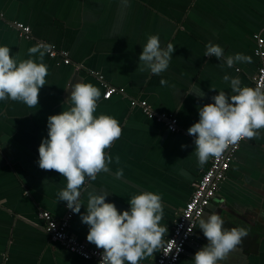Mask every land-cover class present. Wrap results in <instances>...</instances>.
Here are the masks:
<instances>
[{
  "label": "crops",
  "instance_id": "1",
  "mask_svg": "<svg viewBox=\"0 0 264 264\" xmlns=\"http://www.w3.org/2000/svg\"><path fill=\"white\" fill-rule=\"evenodd\" d=\"M0 16V46H8L18 60L39 63V53L28 51L38 41L67 51L71 59L66 65L45 53L48 75L35 107L0 101V264H96L53 241L39 217L41 211L56 218L66 213L67 202L58 200V192L67 181L39 167L38 149L48 135V117L72 106L68 99L77 82L100 89L94 115L116 118L122 135L105 150L112 158L109 171L87 179L80 198L84 207L69 232L98 249L87 240L89 226L81 220L88 192L108 194L106 202L123 213L130 211L133 196L147 191L162 198L165 243L212 159L199 166L195 138L188 134L199 121V107L214 103L212 97L219 91L236 94L225 75L239 77L241 87L253 85L259 65L253 37H264V0H0ZM16 22L30 26L34 40L21 38L12 27ZM152 35L159 36L162 47L172 43L176 48L169 68L160 75L138 68L143 45ZM209 42L221 46L225 57L240 53L250 62L229 68L224 60L204 56ZM104 84L123 93L105 99ZM194 88H201L205 98L187 95ZM132 100L177 118L178 129L170 131L149 119L139 107H131ZM261 133L264 137V130ZM213 212L224 220V229H248L247 237L219 264H264V138L242 143L202 218ZM207 243L198 224L177 264H192ZM159 250L140 264H153Z\"/></svg>",
  "mask_w": 264,
  "mask_h": 264
},
{
  "label": "clouds",
  "instance_id": "2",
  "mask_svg": "<svg viewBox=\"0 0 264 264\" xmlns=\"http://www.w3.org/2000/svg\"><path fill=\"white\" fill-rule=\"evenodd\" d=\"M175 50L172 43L164 48L159 36H150L139 56V70L160 75L169 68ZM28 51L32 55L39 53L40 62L36 59L20 61L8 46H0V101L10 99L28 107L39 104L40 90L46 85L48 75V67L43 63L48 49L37 45ZM204 56L224 60L229 68L236 63L250 62L249 57L240 53L225 57L223 48L211 42L206 45ZM224 80H230L231 91L236 94L219 91L212 97L214 103L198 106L199 121L188 129V134L195 138L194 154L201 167L210 158L220 160L230 145L244 139L264 138L261 133L264 130V89L241 87L239 77L225 75ZM160 83L167 85L163 79ZM70 91L68 102L72 106L69 110L48 117V135L39 146L38 165L66 179V187L58 192V200L66 201L68 209L80 213L84 207L80 198L82 191H86L87 179L95 180L99 173L109 171L112 158L105 150L121 137L122 127L112 116L94 115L101 98L98 87L77 82ZM192 93L201 99L206 96L201 88H194L187 95ZM116 159L118 162L119 158ZM118 174L122 175L123 170ZM107 196L88 192L86 213L81 215L82 222L89 226L87 240L103 250L99 264H140L164 246L168 228L161 223L160 195L147 191L135 195L129 200L130 211L123 213L114 203L106 202ZM223 225L224 220L217 212L199 220V229L208 243L196 252L192 264H219L248 235L244 227L227 230ZM180 250L177 248V256Z\"/></svg>",
  "mask_w": 264,
  "mask_h": 264
},
{
  "label": "built area",
  "instance_id": "3",
  "mask_svg": "<svg viewBox=\"0 0 264 264\" xmlns=\"http://www.w3.org/2000/svg\"><path fill=\"white\" fill-rule=\"evenodd\" d=\"M12 27L17 30L21 38L27 40L33 38L30 26L22 22H16L12 24ZM37 45H42L48 49L46 53L49 58L56 59L60 57L64 64L68 65L71 63L67 51L57 49L45 41H38ZM253 53L259 59V65L253 78L252 88L260 87L264 89V37L260 34H256L253 37ZM104 86L106 87L104 98L105 96L107 97L105 99H110L115 94L123 93L121 88L107 84H104ZM131 107H139L149 119L164 124L170 131L178 129L177 118L167 114L154 113L145 101L132 100ZM244 141L245 139L235 145H230L220 160L211 159L210 165L196 183L190 201L180 212L172 232L165 241L164 246L159 250L153 264H177L186 253L187 247L192 242L199 220L215 200L221 184L228 178L231 163ZM75 215L76 213L68 209V207L62 218H56L47 211L39 212V217L44 222L45 232L53 241L60 242L67 250L82 259L99 264L102 258V250L89 247L85 242L79 241L69 232L70 223ZM189 228L190 231H188ZM172 240L176 242V245ZM177 248L181 249L178 256L176 255ZM166 253L168 255H165Z\"/></svg>",
  "mask_w": 264,
  "mask_h": 264
},
{
  "label": "flooded vegetation",
  "instance_id": "4",
  "mask_svg": "<svg viewBox=\"0 0 264 264\" xmlns=\"http://www.w3.org/2000/svg\"><path fill=\"white\" fill-rule=\"evenodd\" d=\"M216 197H217V195H216ZM215 200H216V198H215ZM215 200H214V201H215ZM214 201H213V202H214ZM213 202H212V203H213Z\"/></svg>",
  "mask_w": 264,
  "mask_h": 264
},
{
  "label": "trees",
  "instance_id": "5",
  "mask_svg": "<svg viewBox=\"0 0 264 264\" xmlns=\"http://www.w3.org/2000/svg\"><path fill=\"white\" fill-rule=\"evenodd\" d=\"M197 231V228L195 229V232Z\"/></svg>",
  "mask_w": 264,
  "mask_h": 264
},
{
  "label": "bare ground",
  "instance_id": "6",
  "mask_svg": "<svg viewBox=\"0 0 264 264\" xmlns=\"http://www.w3.org/2000/svg\"><path fill=\"white\" fill-rule=\"evenodd\" d=\"M32 40H34V39H32ZM168 114V113H167ZM61 245V244H60Z\"/></svg>",
  "mask_w": 264,
  "mask_h": 264
}]
</instances>
